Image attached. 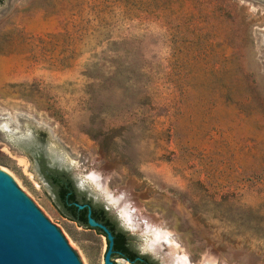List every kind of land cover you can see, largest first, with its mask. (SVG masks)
Wrapping results in <instances>:
<instances>
[{
	"label": "rangeland",
	"instance_id": "obj_1",
	"mask_svg": "<svg viewBox=\"0 0 264 264\" xmlns=\"http://www.w3.org/2000/svg\"><path fill=\"white\" fill-rule=\"evenodd\" d=\"M38 134L139 251L264 264V0H0V169L103 264L16 142Z\"/></svg>",
	"mask_w": 264,
	"mask_h": 264
},
{
	"label": "water",
	"instance_id": "obj_2",
	"mask_svg": "<svg viewBox=\"0 0 264 264\" xmlns=\"http://www.w3.org/2000/svg\"><path fill=\"white\" fill-rule=\"evenodd\" d=\"M77 206L82 208L84 205ZM118 218L121 219L120 215ZM87 221L89 226L98 227L105 233L107 247L103 255V264H119L111 258L114 238L111 231L96 221L90 215V210ZM122 222L131 234L135 232L145 239L140 231L129 227L123 220ZM164 244L165 242L158 254L166 252ZM144 249L152 258L165 264L163 258L156 252L149 248ZM123 259L132 263L129 259ZM0 264H81L56 225L44 216L2 169H0Z\"/></svg>",
	"mask_w": 264,
	"mask_h": 264
},
{
	"label": "trees",
	"instance_id": "obj_3",
	"mask_svg": "<svg viewBox=\"0 0 264 264\" xmlns=\"http://www.w3.org/2000/svg\"><path fill=\"white\" fill-rule=\"evenodd\" d=\"M16 142H18V146L26 151V153L34 157L40 165V172L45 176L56 195L55 204L58 206L61 214L65 216L76 215L87 226L86 208L80 209L76 203H89L91 200L86 199L83 193L78 194L74 181L68 172L58 169L55 164L51 163L53 156L47 151L44 135L38 134L30 137H22L17 139ZM92 216L96 220L104 223L112 232L114 236L113 247L117 251V254L128 258L132 264H159L156 259L147 253H140L134 246V236L129 235L123 230L116 220L108 217L106 211L98 204L92 205ZM93 229L97 233L105 235L101 229L97 227Z\"/></svg>",
	"mask_w": 264,
	"mask_h": 264
},
{
	"label": "flooded vegetation",
	"instance_id": "obj_4",
	"mask_svg": "<svg viewBox=\"0 0 264 264\" xmlns=\"http://www.w3.org/2000/svg\"><path fill=\"white\" fill-rule=\"evenodd\" d=\"M58 169H62V170H64V171H66V172H68V174H70L69 173V171L66 169V168H64V167H57ZM42 174V173H41ZM43 175V174H42ZM43 177H44V179L46 180V178H45V176L43 175ZM71 178L73 179V177L71 176ZM73 181H74V184H75V188H76V191L78 192V194H80V193H83L85 196H86V199H88V200H91V202H89V203H76V204H82V205H84L82 208H86V211H85V214H86V222H87V226L84 224V222H83V220L82 219H80V218H78V217H76V215H72V216H65L64 214H62L64 217H67V218H69V219H71V220H73V221H75L76 223H78L80 226H83V227H85V228H91V229H93L94 227H91V226H89L88 225V221H87V218H88V211L90 210V215L92 216V205L93 204H98L99 206H101L105 211H106V214H107V216L108 217H110L112 220H116L117 222H118V219L116 218V216L115 215H113L112 213H111V211L109 210V208L107 207V206H105L101 201H98L93 195H91V194H88V192L86 191V190H82V189H80L79 188V186L76 184V181L73 179ZM46 182L48 183V185L51 187V185L49 184V182L46 180ZM52 188V187H51ZM53 190V189H52ZM54 193V192H53ZM54 196H55V203H56V195H55V193H54ZM81 196V195H80ZM105 200H106V202L108 201L106 198H105ZM108 203H109V201H108ZM110 204V203H109ZM58 207V206H57ZM82 208H80V209H82ZM59 210V209H58ZM60 211V210H59ZM61 213V212H60ZM93 217V216H92ZM94 218V217H93ZM95 219V218H94ZM96 220V219H95ZM96 221H98V220H96ZM98 222H100V221H98ZM100 223H102V222H100ZM102 224H104V223H102ZM105 225V224H104ZM118 225L123 229V230H125L129 235H132L127 229H125L123 226H121L119 223H118ZM106 226V225H105ZM107 227V226H106ZM98 228V227H97ZM108 228V227H107ZM100 229V228H99ZM109 229V228H108ZM95 230V229H94ZM110 230V229H109ZM96 231V230H95ZM112 233V232H111ZM105 234V233H104ZM102 235V234H101ZM104 236V235H103ZM114 237V236H113ZM113 246H114V238H113ZM106 247H107V241H106ZM113 248V252H112V260L113 259H115V258H117V257H121V258H125V259H128V258H126V257H124V256H121V254H117L116 252V250L114 249V247H112ZM106 250V249H105ZM140 252V251H139ZM140 253H142V252H140Z\"/></svg>",
	"mask_w": 264,
	"mask_h": 264
},
{
	"label": "bare ground",
	"instance_id": "obj_5",
	"mask_svg": "<svg viewBox=\"0 0 264 264\" xmlns=\"http://www.w3.org/2000/svg\"><path fill=\"white\" fill-rule=\"evenodd\" d=\"M4 173H6L7 175H9L12 179H13V176H12V174L10 173V171L9 170H7V169H3L2 170ZM91 177L93 178L92 180H96V178L97 177H99V176H97V175H91ZM92 182V181H91ZM110 201H112V200H110ZM130 211H128V213H129ZM128 213H126L125 212V215H126V217L127 218H129V215H128ZM154 231H155V234H154V236L155 237H157L158 239L159 238H162L163 240H166L167 239V237H166V235L167 234H165V231H163V230H161V229H159V228H156V229H154ZM169 244V243H168ZM174 244V243H173ZM173 247H177V245H174ZM178 250V249H177ZM169 251L170 252H172V264H186V255L185 254H183L182 252V254L181 255H176L177 253H175V251H173V248H171L170 247V249H169ZM171 257V256H170ZM212 260H214V259H210V258H208V260H205L204 261V263L203 264H214L213 263V261ZM215 261V260H214ZM203 262V261H202ZM201 264V263H200Z\"/></svg>",
	"mask_w": 264,
	"mask_h": 264
}]
</instances>
